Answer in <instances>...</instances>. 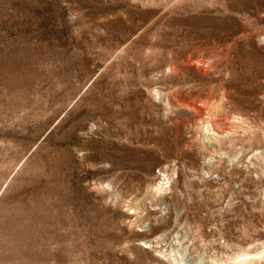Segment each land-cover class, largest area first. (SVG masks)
<instances>
[{
    "label": "rangeland",
    "instance_id": "1",
    "mask_svg": "<svg viewBox=\"0 0 264 264\" xmlns=\"http://www.w3.org/2000/svg\"><path fill=\"white\" fill-rule=\"evenodd\" d=\"M0 264H264V0H0Z\"/></svg>",
    "mask_w": 264,
    "mask_h": 264
}]
</instances>
